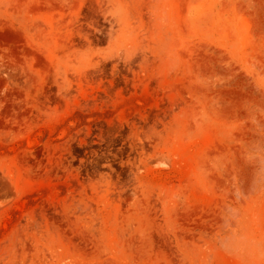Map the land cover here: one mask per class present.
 <instances>
[{
  "label": "rangeland",
  "instance_id": "374dc122",
  "mask_svg": "<svg viewBox=\"0 0 264 264\" xmlns=\"http://www.w3.org/2000/svg\"><path fill=\"white\" fill-rule=\"evenodd\" d=\"M0 264H264V0H0Z\"/></svg>",
  "mask_w": 264,
  "mask_h": 264
}]
</instances>
